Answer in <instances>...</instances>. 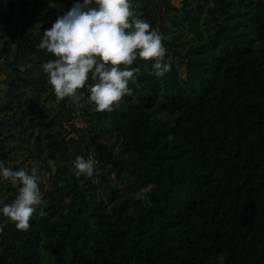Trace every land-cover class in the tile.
<instances>
[{
  "label": "trees",
  "instance_id": "1",
  "mask_svg": "<svg viewBox=\"0 0 264 264\" xmlns=\"http://www.w3.org/2000/svg\"><path fill=\"white\" fill-rule=\"evenodd\" d=\"M36 1L30 23L43 33L49 26L39 14L51 12L50 0H20V18ZM161 1L133 0V7L157 28ZM5 2L16 10L17 0ZM73 3L61 0L55 19ZM12 25H0L10 69L0 82V159L11 166L17 158L6 143L7 126L16 124L34 137L23 158L46 166L49 156L56 172L30 227L9 222L0 233V264H264V0H168L163 42L177 62L171 57L163 77L152 59L134 62L129 67L145 75L136 74L133 92L113 111L90 112L85 86L80 109L96 127L68 140L62 123L72 100H57L42 67L53 54ZM24 63L31 66L23 71ZM15 93L23 97L19 110ZM71 145L80 154H70ZM77 155L97 161L94 177L75 175ZM0 193L11 202L18 191L0 183Z\"/></svg>",
  "mask_w": 264,
  "mask_h": 264
},
{
  "label": "clouds",
  "instance_id": "2",
  "mask_svg": "<svg viewBox=\"0 0 264 264\" xmlns=\"http://www.w3.org/2000/svg\"><path fill=\"white\" fill-rule=\"evenodd\" d=\"M164 34L138 14L133 0H74L71 8L57 16L50 28L44 29L38 49L53 58L43 63V71L58 101L70 98L81 103L87 87V102L98 111H113L133 89L139 67H129L138 59H152V70L164 76L172 67L167 56ZM91 156L77 155L72 171L77 177L92 178L98 171ZM39 161L30 168H12L0 159V180L9 181L18 194L6 202L0 193V233L6 224L15 223L19 230L30 227V218L43 204L41 183L44 178Z\"/></svg>",
  "mask_w": 264,
  "mask_h": 264
},
{
  "label": "rangeland",
  "instance_id": "3",
  "mask_svg": "<svg viewBox=\"0 0 264 264\" xmlns=\"http://www.w3.org/2000/svg\"><path fill=\"white\" fill-rule=\"evenodd\" d=\"M38 1L40 2L41 0H38ZM60 1L61 0H50L48 8L51 9V12H48L45 14L40 13L39 17H41V19L39 18V22H42L43 24L48 25L50 28L52 26L51 20L55 19V16H56L55 11L59 8V2ZM180 1L181 0H173V3L178 6ZM17 3L18 4L16 6V10H12L11 9L12 6L10 3H8V2L6 3L5 0H0V25L8 26L10 24H13L14 25V26L12 25L13 31H14V28H17L18 26H20V28H24L25 29L24 33H20V35L23 34L30 41L35 40L38 37L40 38V35H42L43 33L40 32L39 30L35 29L33 27V25L30 23V21L36 20L35 16H33V15L35 12L38 13V10H39V9L35 8V6H34L37 4V1L28 5L27 12L24 13V16H27V19H24V20H22L20 18V16L23 15L22 12L20 11V0H17ZM44 15H45V17H44ZM20 32H22V30H20ZM15 36H16V38H18L17 33L15 34ZM0 47H1V43H0ZM11 50L13 53L14 48L12 47ZM0 53H2L1 49H0ZM170 55L173 58V61L177 62V60H178L177 56L172 52L170 53ZM4 61H5L4 55L0 54V65H2V67H3V69L0 68V82L2 80L6 79V77H8V74L10 71L9 68L4 66ZM30 66H31V63H24V64L19 65L20 69L23 71L28 69ZM36 73H39V71L37 70ZM140 75L144 77L145 72L141 71ZM5 91H6L5 85L0 84V101L3 100ZM21 92H22V90H21ZM14 98L16 100V104H15L16 109L17 110L21 109L23 107V104H22L23 97L19 93H15ZM45 101H46V106H47L48 110L52 111V109L55 106L54 100L52 98H46ZM67 105L71 109H73V114H72V117L70 119L63 121V123H62L64 129L66 131H68L65 133L66 140H68L71 137H73V138L78 137L79 133H89L90 130L93 131L95 129V127H96L95 121H94L95 119L92 120L93 116L91 117L88 114H86L85 112L81 111V109H80L82 107L81 104L74 103L73 101H68ZM94 109H96V108H92V110H90V112L94 111ZM36 111L37 112L43 111L42 107L38 106L36 108ZM2 117L6 118V116L4 114H3V116L0 114V119ZM71 125H75L76 128L79 129V132L74 131L71 128ZM11 126L12 127L7 126V129L11 130V132H9V136L7 138L6 143H7L8 147H13V153L15 152L17 154V158L15 160H10L8 165H11L9 167L15 168L16 165L14 163L20 162L23 164V166L30 168L32 165V162H33L32 159L31 158L25 159L23 157L27 154L29 148L34 149V147H35V143L33 140L34 137H32V138L29 137L28 131H26V130L21 131V129L16 124H13ZM30 129H34L37 132L39 127L35 126V127H31ZM80 149H81V146H78L76 148V151H75L73 146L71 145L68 152L72 155H74V152H75V154H80ZM62 152L66 153L65 151H62ZM46 155H47V153L43 154V156H46ZM60 155L62 157V154H60ZM61 159L64 160L63 157ZM40 165H41L42 176H43V178H45V181H44L45 185H42L43 182L40 185V187L41 186L44 187V188H41V190L44 191L47 186L50 187V189L54 188V185H55L54 184L55 183L54 175L56 172L55 171L56 170V164L54 162L50 161L49 156H48L46 166H43L41 161H39L38 166H40ZM0 183H3L4 185H10V182L6 181V180H0ZM57 191L59 194H61L60 190H57ZM44 247L53 253L57 252L58 248H59L58 245H53V247H52L48 243H45ZM53 262H55V261H53ZM45 264H47V263H45Z\"/></svg>",
  "mask_w": 264,
  "mask_h": 264
},
{
  "label": "water",
  "instance_id": "4",
  "mask_svg": "<svg viewBox=\"0 0 264 264\" xmlns=\"http://www.w3.org/2000/svg\"><path fill=\"white\" fill-rule=\"evenodd\" d=\"M168 0H162L160 9H159V15H158V21H157V28L160 32H162L163 28V18H164V11Z\"/></svg>",
  "mask_w": 264,
  "mask_h": 264
}]
</instances>
